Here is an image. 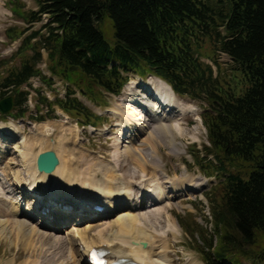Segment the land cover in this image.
<instances>
[{
  "label": "trees",
  "instance_id": "16d2710c",
  "mask_svg": "<svg viewBox=\"0 0 264 264\" xmlns=\"http://www.w3.org/2000/svg\"><path fill=\"white\" fill-rule=\"evenodd\" d=\"M34 1L38 10L20 15L30 26H42L26 36L15 53L21 57V66L6 70L3 78L0 75V100L12 92L16 112L0 115V121L25 116L30 94L22 88L32 79L49 85V77L38 68L44 53L51 74L71 85L64 99L37 100V109L48 108V118L58 107L79 116L81 126L96 127L101 120L75 97L78 88L95 98L91 87L72 80L74 74L114 96L121 94L130 74H149L166 82L176 96L204 103L201 117L209 146L203 150L206 157L215 159L196 157V161L200 166L207 162L216 174L224 175L223 210L213 214L217 231L225 232L220 233L223 247L216 254L209 253L212 244L201 252L206 264H221L218 259L240 264L256 233H264V0ZM10 3L14 5L15 0ZM107 19L113 45L101 29ZM11 32L19 37L16 29ZM205 42L212 53L231 59L235 75L245 85L241 93L223 85L201 61ZM8 64V60L0 61V68ZM229 166L238 167L240 173L229 172Z\"/></svg>",
  "mask_w": 264,
  "mask_h": 264
},
{
  "label": "rangeland",
  "instance_id": "374dc122",
  "mask_svg": "<svg viewBox=\"0 0 264 264\" xmlns=\"http://www.w3.org/2000/svg\"><path fill=\"white\" fill-rule=\"evenodd\" d=\"M10 1L0 0V61L8 60L9 62L8 67L0 68L2 78L6 70L21 66V57L14 56L15 53L23 39L29 36L31 32L39 30L42 26L41 23L30 26L25 20H22V15H20L23 12L38 10V6L34 0H15L14 5H11ZM107 21L101 24V29L103 30L106 41L110 45H113L114 36L110 26L111 20L107 19ZM11 29H16L19 37H16V33L14 32L9 33ZM201 61L213 69L215 76L219 77L223 85L237 89V94L242 92L241 90L245 86L244 82L239 75H235L236 73L232 69V61L228 56L224 54L220 55L218 52L215 54L212 53L211 46L205 42L201 48ZM49 66L47 56L44 53V60L38 65V68L41 69L44 76L52 77V80L48 78L49 85L42 83L41 79L34 78L28 86L22 88V90L30 94L27 115L18 120L8 118V120L0 121V125L6 126L10 134H0V188L5 186V189L0 192V264H65L68 260L72 261L71 264H88L85 257L82 256L84 247L76 244L78 243V239L73 237L77 233L72 230L74 226H77L76 228L79 231L82 230L87 235L85 237L89 236L90 238H87L89 241L98 242L101 238L103 240L105 238V240L110 239L109 241H111L118 233L120 225L117 224L114 227H108L107 225L112 224L120 213L130 211L132 214L140 217L141 215L151 214L158 209L163 213L160 216L159 214L157 215V226L153 222L151 224L145 223L147 230H156L157 232H161L162 235H165L164 237H167L166 242L157 243L161 247L159 246L156 251L160 252L164 249L169 252L170 261H172L171 264H206L205 257L201 251L203 248L209 247L212 244L211 246L213 247L209 253L216 254L223 247L220 233L223 234L225 232L220 229L217 231L216 217L213 214V210H223L224 191H222L220 186L223 183L224 175L220 173L216 174V171L207 162L202 161L203 165L200 166L196 161V157H199V159H212V161L215 159L212 155L206 157L207 154L203 150L205 146H209L207 130L201 117L206 105L188 97L174 95L176 100L175 102L172 100L174 105H180L179 108L196 109V113L193 112L186 116L185 121H180V123H183L181 126H178L181 129L179 131L176 130L179 135L175 138V146L176 150H178L177 154L173 152V146L170 144L169 137L163 135V132L161 133L155 130L157 123L155 124L154 122L150 123L147 131L139 128L137 134L142 135H140L139 139H135L132 144H129L127 140L132 141V137L129 136L130 134H127V131L122 132V121L119 115H115L114 113L115 111H120L125 114V111H129L125 107L128 102H123V100L126 92H129L130 83L145 81L148 84L149 78L151 77L149 74L145 75L143 79L135 73L130 74L128 76V84L120 96H113L106 93L103 89L93 84V82L85 78L81 79V75H72V80H76L82 87L86 89L91 87V92L95 96L92 100L76 88L75 97L86 108L101 117V120L96 123L98 124L96 128H82L80 125L81 118L75 113H66L60 108L54 107L53 116L48 118L46 115L49 111L46 107L40 106V109H37V100L39 98L42 99L44 96H47L50 100H54L56 97L63 98L65 92L68 91L67 89L71 88V85H68L70 83L66 79L57 75L53 76L48 69ZM32 88L35 91H32ZM138 90L141 91L140 89ZM131 93H137V91H132ZM142 94L145 93L142 92ZM5 96L7 98L8 96H13V94L12 92H8ZM121 104L124 105V108H121ZM146 105L148 106V104ZM14 112L12 111V113ZM40 115L46 117V120L38 121L37 119H32L37 118V116L40 117ZM196 117L199 118V121L196 120ZM138 125L142 126L141 124ZM43 126H48L49 131H52L49 136L40 134L41 131L39 129ZM125 133L126 136L124 135ZM152 134L154 139L149 141L157 151V159H159L160 165L159 170L152 166L153 163L151 160L154 154H151L150 144L148 146L146 145L147 139ZM133 137L136 138L135 135ZM22 142L28 145H24L25 143L21 144ZM143 142H145V145H143ZM2 145L8 147L4 154L1 153ZM23 145L27 146V150H29H25ZM141 145L145 149L143 154L147 155V157L145 156L148 161L145 166L147 174H143L142 169L137 168L136 165L134 166L129 158L121 161L120 164L113 159L115 154L118 157L119 154L122 155L125 149H127L126 146L140 150L142 148ZM15 146L21 152H16L13 149ZM21 146L22 150L20 149ZM24 151L28 153V159H31L34 163L39 154L46 151H53L57 154L60 164L63 161L62 165L64 166L68 162L73 163L78 171H84L83 173H85L88 180H94L95 186H97V182H102V175L95 174L96 167L93 168L94 170H91L90 167H92V164L98 162L108 165L109 168L115 167L116 174L126 179V181L124 180L125 183L120 185L121 188L132 187L130 186L131 183H134V186H138V188H144L145 186L142 184L143 180H147L156 185L158 181L156 180L154 182L155 179H159V182L163 185L168 180H171L172 183L174 181L179 182L178 186L180 184L182 186L187 180H194L202 184L198 189L192 188L189 192H185V194L181 193L182 195L176 198H169L170 200L166 199L167 201L164 200L160 203H152L150 200L145 201L146 198H144L145 196L141 191H135L134 193L132 191L134 202L140 201L141 205L144 200V206L139 205V207L133 209L129 207L114 209L111 214L102 212L101 215L92 219H83L81 216L69 222L62 219L63 224L61 225L58 222L61 220V217H49L50 207L47 214H42L37 209L38 213L47 215L44 220L38 219L37 217L31 218L27 212L23 211L32 207V201H29V199L35 194L31 193H28L29 196L22 200V212L19 210V215H13L12 210L17 209V207L10 202L13 200L19 202L21 198L19 194L14 193L12 190V180L16 177L14 173L19 172V180H21V183H23L22 180L27 181L24 168L19 166L21 164V153ZM120 168H123L121 172L119 171ZM228 169L231 173H240L238 167L229 166ZM244 170L246 171V169ZM80 176L84 177L83 174H80ZM173 185L175 186L174 183ZM188 186L192 187V184H188ZM9 190L12 193H9ZM167 190L166 193L169 195V188ZM48 191L51 193L52 186L47 189ZM75 193L80 194L81 192L76 191ZM84 193L81 196L85 195L89 200L96 199L94 200L97 201L96 204L104 205L102 210L105 211L107 209L105 205L108 199L96 197L90 191ZM141 197L143 198L141 199ZM52 203L56 205L55 202ZM116 203L119 204V202ZM46 204L50 206V204ZM15 205L20 206V204ZM77 211L80 212L82 209H77ZM16 219L23 221L24 224H28L29 226L24 229L21 228V224L14 223ZM90 224L93 225V228L89 232L85 228ZM30 226L31 228H29ZM33 228L37 232L31 231ZM104 228H106V232L104 231L103 233L102 230ZM172 229L177 230V239L171 237L170 231ZM61 241H64L65 246L64 249L60 250H64V252H60L57 249L56 244ZM245 249L248 256H242L240 258V264H264V233L261 231L257 232L254 244L247 246ZM73 255L74 258L72 257ZM157 260L163 261V259ZM218 261L221 264H230L228 259H218Z\"/></svg>",
  "mask_w": 264,
  "mask_h": 264
},
{
  "label": "bare ground",
  "instance_id": "6f19581e",
  "mask_svg": "<svg viewBox=\"0 0 264 264\" xmlns=\"http://www.w3.org/2000/svg\"><path fill=\"white\" fill-rule=\"evenodd\" d=\"M138 89H140L141 91H139ZM132 91H137V93H131ZM142 92H144L145 94H142ZM174 95H175L174 92L172 91L171 87L168 84L155 77H150L148 84H146L145 81L130 83L129 92H126V94L124 95L125 101L123 100V102L126 101L128 102V104L125 107H127L129 111L128 112L125 111L126 112L125 114L121 113L119 110L118 111L120 113L116 111L114 113L115 115L118 114L122 121V126H123L122 132L124 133V131H127V134H130L129 136L132 137V141L127 140L129 144H132L135 139L136 140L139 139L140 135H142V134L139 135L137 134V132H139L138 131L139 128L143 129V131H147V128H149L148 126L150 125V123L154 122L155 124L157 123L156 129L155 128L154 129L158 132L161 133L163 132V135H167L170 139V144L173 146L172 147L173 152L175 154L178 153V150H176V146H175V138H177L179 135L176 130L179 131L181 129L178 127L181 126V124H183L180 123V121L182 120L185 121L187 115H190L193 112L196 113V109L179 108L180 105L179 106L174 105L172 103V100L173 102L176 101ZM146 104H148V106ZM121 108H124V105H122ZM177 113L179 114L177 115ZM196 120L199 121V118L196 117ZM138 124H141L142 126H139ZM168 124L171 125L169 126ZM39 130L41 131L40 134L42 133L41 135L44 134L43 136H49L52 133V131L51 132L49 131L48 126H43ZM0 134L10 135L6 129V126H1V125H0ZM124 135L126 136V133ZM134 135L136 136V138L133 137ZM152 139H154L153 134L149 137V139H147L146 141L147 146L151 143L149 140ZM25 142H22L21 144H24ZM144 143L145 142H143V145H145ZM24 145H28V144L25 143ZM24 145L23 148L27 150V146ZM143 145H141L142 148L140 150L130 148L129 147L130 145L126 146L127 149H125L123 154L122 155L119 154V157L118 155L115 154L113 159L115 161H118L120 164L121 161L123 160L125 161L126 158L127 159L129 158L133 162L134 166L136 165L137 168L142 169L143 174H145L146 173L145 166L148 163V161L145 158V156L147 157V155L143 154V151L145 150L143 148ZM149 146L151 147L150 148L151 154H154L151 160L153 163L152 166H154L157 170H159L160 165L158 161L159 159H157L158 157L157 151L155 147L152 146L151 144ZM21 148L22 146L20 147V149ZM7 149L8 147L2 145L1 153L4 154ZM13 149L16 152H21L18 151L17 146L13 147ZM27 155H28L27 152L25 151L22 152L21 153L22 157L20 161L21 164L20 165L17 164L24 168L25 171L24 174L27 177V181L22 180L23 183L20 182L21 180H19L20 179L19 172L14 173L16 177L14 180H12V190L14 191V193H17L21 196L19 202L15 200L10 202L12 205L14 204V206L17 207V209L12 210L14 216L19 215V210L22 212V204H21L22 200L26 199L29 196L28 193L34 194L33 192H37V195L36 196L32 195L31 199H29V201H32L31 203L32 207L27 208L23 211L27 212L29 217L31 218L37 217L38 219L44 220L43 216L36 213L35 207L41 202L49 203L50 201H52V197L54 195L64 196L67 201L69 200L67 204L72 205L73 207H75V209H83L84 207L81 206V204L76 205L75 203H73V201L74 200L77 201L83 200L85 202L88 201L90 202L88 204L91 205V202L96 199L89 200L85 195L81 196L82 193L85 194L84 192L90 191L93 192V194L96 197L108 199V201L106 202L107 212L108 211L113 212L114 209H123L127 207L133 209L139 207L140 201L134 202L135 200L132 197V191L133 193L135 191H141V193H143L145 196L144 198H146L145 201L150 200L152 203L153 202L160 203L169 198H176L182 195L181 193L185 194V192L186 193L189 192V190L192 188L198 189V187L202 184L194 180H187V182L183 183L182 186L180 184L179 187L178 186L179 182L177 181L173 182L175 184L174 186L171 180L164 182L163 185L159 182V179H155L154 182H156V180L158 181L156 182L157 183L156 185L148 182L147 180H143L142 184H144L143 185L145 186L144 188H140V187L138 188V186H134V183L130 184V186L132 187L121 188L120 185H123L125 183L124 180L126 181V179L123 176H119L118 174H116L115 167L109 168L108 165H105L102 162H98L92 164V167H90L91 170H94L93 168L96 167L94 171L95 174L102 175L101 177L102 182H97L98 184L97 186H95L94 180L93 179H92L93 181L88 180L85 176V173H83L84 171L83 172L78 171L77 168L74 167L73 163L71 164L70 162H68V164L67 165L65 164L66 166H64L62 165V163L64 162L63 161L61 164H59V166L56 168V170L53 173L45 174V173H40L38 171L36 162L34 163L32 162L31 159H28ZM122 157L125 159H123ZM32 163L34 164L32 165ZM121 170H123V168L119 169L120 172ZM80 174H83L84 177L83 176L81 177ZM188 184H192V187L189 186L187 187ZM50 186H52L51 193L49 191L47 192V189ZM184 186L186 187L185 189ZM168 188L170 192L169 195H167L166 193V190ZM4 189L5 186H3V188H0V192H2ZM76 191L81 193L76 194L75 193ZM9 193H12V191L9 190ZM141 193L139 192V194ZM142 198L143 197H141V199ZM60 199L62 200V197H60ZM116 202H119V204ZM144 203L145 202L143 200V203L141 205L144 206ZM15 204H20V206L19 205L17 206ZM51 212L56 214V216H58L59 214L58 212L60 211L55 209L54 211ZM90 213L91 215L95 214L92 211ZM162 213L163 212L159 209L151 214L141 215L140 217L132 214L130 211L120 213L117 216V219L112 224L107 225L108 227H114V225L117 226V224L120 225L118 233L116 234V232L114 231L116 236L111 241H109L110 239L105 240L106 238L104 240L103 238H101V240L98 242L89 241L87 238L90 237L89 236L85 237L87 235L83 233L82 230L79 231V229L76 228L77 226H74V229H72L77 232L75 235H73V237L78 239V243L76 244H78L80 247H84L82 256H84L87 260L89 253L93 248H103L104 250L108 251L107 259L110 261L124 259L128 261L126 263H134V264H168V263L171 264L172 261H170L169 252H167L164 249L163 251L160 252L156 251V249H158V247L160 246L157 243L166 242L167 237H164L165 235H162L161 232H157L156 230L153 231L147 230L145 225V223L151 224V222H153L155 226H157L158 223L157 215L159 214L160 216L162 215ZM59 216H61V218ZM59 216L58 217L61 220H59L58 222H60L61 225L63 224V220L64 221L67 220L69 222L70 220H74L76 217H78L77 215L69 216L63 214H59ZM14 223L21 224L20 226L23 229L29 226L28 224H24L23 221L17 219L14 220ZM29 228H31V226ZM92 228L93 225L90 224L86 226L85 229L89 230L90 232ZM106 228L102 230L103 233ZM31 231L37 232V230L34 228L31 229ZM170 235L171 237L177 239L178 237L177 230L172 229L170 231ZM70 244H72V242H70ZM56 245L58 250L64 249L65 246L64 241H61ZM62 251L64 252V250H60V252ZM72 257L74 258V255ZM157 259H163V261H159ZM71 263L72 261L68 260L66 261L65 264H71Z\"/></svg>",
  "mask_w": 264,
  "mask_h": 264
},
{
  "label": "water",
  "instance_id": "95a60500",
  "mask_svg": "<svg viewBox=\"0 0 264 264\" xmlns=\"http://www.w3.org/2000/svg\"><path fill=\"white\" fill-rule=\"evenodd\" d=\"M14 97H7L0 101V113L8 114L14 108L15 101ZM59 165V159L55 152L48 151L40 154L37 158V168L39 172L47 174L52 173Z\"/></svg>",
  "mask_w": 264,
  "mask_h": 264
}]
</instances>
